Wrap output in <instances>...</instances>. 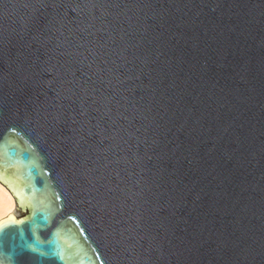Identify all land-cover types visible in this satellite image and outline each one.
Segmentation results:
<instances>
[{
	"label": "water",
	"instance_id": "water-1",
	"mask_svg": "<svg viewBox=\"0 0 264 264\" xmlns=\"http://www.w3.org/2000/svg\"><path fill=\"white\" fill-rule=\"evenodd\" d=\"M0 264H264V0H0Z\"/></svg>",
	"mask_w": 264,
	"mask_h": 264
},
{
	"label": "bare ground",
	"instance_id": "bare-ground-1",
	"mask_svg": "<svg viewBox=\"0 0 264 264\" xmlns=\"http://www.w3.org/2000/svg\"><path fill=\"white\" fill-rule=\"evenodd\" d=\"M15 210V201L9 191L0 184V221Z\"/></svg>",
	"mask_w": 264,
	"mask_h": 264
}]
</instances>
